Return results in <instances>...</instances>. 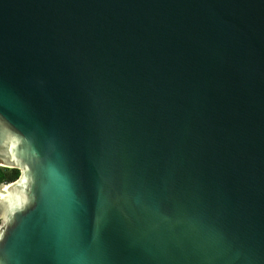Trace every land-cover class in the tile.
<instances>
[{
  "label": "water",
  "instance_id": "95a60500",
  "mask_svg": "<svg viewBox=\"0 0 264 264\" xmlns=\"http://www.w3.org/2000/svg\"><path fill=\"white\" fill-rule=\"evenodd\" d=\"M0 264H264V0H0Z\"/></svg>",
  "mask_w": 264,
  "mask_h": 264
},
{
  "label": "trees",
  "instance_id": "16d2710c",
  "mask_svg": "<svg viewBox=\"0 0 264 264\" xmlns=\"http://www.w3.org/2000/svg\"><path fill=\"white\" fill-rule=\"evenodd\" d=\"M19 172L20 171L17 168H6L0 166V181L9 183L18 177Z\"/></svg>",
  "mask_w": 264,
  "mask_h": 264
},
{
  "label": "snow or ice",
  "instance_id": "6c2138e0",
  "mask_svg": "<svg viewBox=\"0 0 264 264\" xmlns=\"http://www.w3.org/2000/svg\"><path fill=\"white\" fill-rule=\"evenodd\" d=\"M3 236V233H0V237H2Z\"/></svg>",
  "mask_w": 264,
  "mask_h": 264
}]
</instances>
